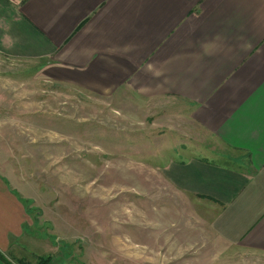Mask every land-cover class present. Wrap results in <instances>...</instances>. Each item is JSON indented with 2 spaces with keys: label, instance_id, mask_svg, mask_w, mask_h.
Returning <instances> with one entry per match:
<instances>
[{
  "label": "crops",
  "instance_id": "0c3cea01",
  "mask_svg": "<svg viewBox=\"0 0 264 264\" xmlns=\"http://www.w3.org/2000/svg\"><path fill=\"white\" fill-rule=\"evenodd\" d=\"M3 56L45 83L183 107L188 128L221 146L155 178L208 207L220 249L264 254V0H0ZM5 170L0 264H83L80 248L40 236Z\"/></svg>",
  "mask_w": 264,
  "mask_h": 264
},
{
  "label": "rangeland",
  "instance_id": "374dc122",
  "mask_svg": "<svg viewBox=\"0 0 264 264\" xmlns=\"http://www.w3.org/2000/svg\"><path fill=\"white\" fill-rule=\"evenodd\" d=\"M185 120L176 102L98 97L0 58V168L48 228L40 236L80 248L83 264H264V254L220 249L208 207L155 178L176 156L213 160L221 146Z\"/></svg>",
  "mask_w": 264,
  "mask_h": 264
},
{
  "label": "trees",
  "instance_id": "16d2710c",
  "mask_svg": "<svg viewBox=\"0 0 264 264\" xmlns=\"http://www.w3.org/2000/svg\"><path fill=\"white\" fill-rule=\"evenodd\" d=\"M49 259L48 258H45V259H41V260H39V264H42V263H44V262H47Z\"/></svg>",
  "mask_w": 264,
  "mask_h": 264
}]
</instances>
